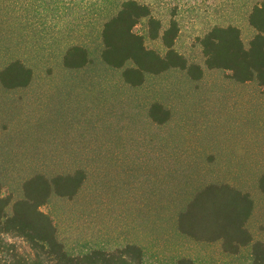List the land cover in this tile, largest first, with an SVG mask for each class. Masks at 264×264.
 <instances>
[{
  "label": "rangeland",
  "instance_id": "1",
  "mask_svg": "<svg viewBox=\"0 0 264 264\" xmlns=\"http://www.w3.org/2000/svg\"><path fill=\"white\" fill-rule=\"evenodd\" d=\"M120 0H83L77 14L37 11L39 0H0V69L19 59L32 71L24 87L0 85V184L21 195L22 182L82 169L85 179L72 197L51 194L41 207L58 240L72 254L127 243L142 249L140 264H250V248L237 254L220 241L182 233L177 215L208 183L247 191L253 210L247 227L264 242V87L239 83L228 71L208 69L196 37L213 24H234L244 44L254 34L247 22L259 0H139L162 22L175 11L174 48L201 66V78L170 68L146 74L142 84L123 81L120 69L100 58L102 22ZM134 30L147 47L164 53L160 38L147 35L145 20ZM86 47L91 62L63 65L67 45ZM168 110L159 123L153 104ZM20 253L28 249L8 238ZM4 264V263H1Z\"/></svg>",
  "mask_w": 264,
  "mask_h": 264
},
{
  "label": "trees",
  "instance_id": "2",
  "mask_svg": "<svg viewBox=\"0 0 264 264\" xmlns=\"http://www.w3.org/2000/svg\"><path fill=\"white\" fill-rule=\"evenodd\" d=\"M112 1V0H106ZM53 12L79 13L83 0H39L37 11L45 13L49 4ZM142 20L147 24V35L160 38L165 48L159 53L146 46L144 37L134 28ZM247 22L254 34L244 44L240 29L234 24H213L196 40L201 48L203 63L208 69L228 71L236 82L254 81L264 87V0L255 2ZM179 26L175 11L170 14L168 25L162 28L150 6L139 0H120L118 9L101 24L100 58L108 67L120 69L124 82L137 86L146 74H159L170 68L186 70L194 79L201 78L203 70L197 63H188L185 56L174 48ZM63 65L78 69L91 60L86 47L71 43L66 46ZM32 71L22 61L15 59L0 69V85L6 89L26 86ZM150 116L156 122L168 117V110L153 104ZM85 179L82 169L57 173L51 176L41 172L27 177L21 185V195L13 198L4 194L0 184V264H140L142 249L127 243L112 249L91 248L72 254L58 240L50 216L42 210L51 194L72 197ZM264 194V172L257 180ZM253 210V201L247 191L229 183H208L196 191L177 215L178 229L197 240L220 241L223 251L237 254L244 247L250 248V264H264V242L253 238L247 227ZM23 240L28 249L20 253L8 238ZM163 264V263H157ZM176 264H192L180 258Z\"/></svg>",
  "mask_w": 264,
  "mask_h": 264
}]
</instances>
